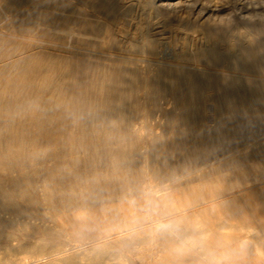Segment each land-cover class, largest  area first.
<instances>
[{
	"label": "bare ground",
	"instance_id": "obj_1",
	"mask_svg": "<svg viewBox=\"0 0 264 264\" xmlns=\"http://www.w3.org/2000/svg\"><path fill=\"white\" fill-rule=\"evenodd\" d=\"M211 1L5 0L32 42L0 71V264L215 262L207 149L215 111L264 119V10ZM190 151L200 166L153 183Z\"/></svg>",
	"mask_w": 264,
	"mask_h": 264
},
{
	"label": "rangeland",
	"instance_id": "obj_2",
	"mask_svg": "<svg viewBox=\"0 0 264 264\" xmlns=\"http://www.w3.org/2000/svg\"><path fill=\"white\" fill-rule=\"evenodd\" d=\"M230 1L229 0H226V1L225 0L224 1L223 0L222 1L212 0L211 3L212 4L215 3V6H217L218 8L223 7L224 9L225 8L227 9V7L229 6V3L227 2H230ZM241 1L242 3L245 2L246 5L251 6V8L255 10H259V9L264 10L263 8L264 0H240V2ZM236 2H238V0H236ZM6 7L7 5L5 3V0H0V25H1L0 26V29H1L0 30V56L2 57V58L0 57V71L5 69V66L10 65L14 59H17V57L20 58V56L22 55L24 56L25 55L24 53L26 52H23V51H26V45L32 42L30 39H27V38L20 39L19 37H16L13 34H10L13 32L12 30H14L16 26L12 22V19L8 21L4 20L3 16L5 15V13L10 12L11 14H13V10L8 12L6 10ZM226 12L224 11V13ZM237 28L241 29L242 26L238 25L236 26V29ZM2 45H4V47H2ZM14 48L17 51L16 50L14 51ZM23 48L25 50H23ZM2 49L4 52L1 51ZM9 49L11 50V53ZM9 53H10L9 56H11L10 59L8 56ZM215 112L217 114V115L215 114V119H217L215 120V125L217 126H215V132L212 133L214 134L213 139L215 143L214 142L210 143L209 149H207L209 155L211 151L212 152L214 151L213 153H211L210 156L215 155V166L213 167L215 170L213 168H205L208 171V173H212V174H209L208 177L212 176V177H209V179H211V181L213 182V186H215V206L212 208H209L207 211L202 212V214L213 213L215 215V218L212 219L213 222L215 223V235L213 234L211 230H207L206 233L211 238L215 237V254L217 255L219 254V256L222 255L221 256L222 258L221 260H217L219 256L218 258L216 256L215 262L206 261L205 259H202L203 263L200 262V264H250V263L251 264H264V230L261 228V224L259 220L260 217L264 216V193L261 192L259 195L258 194L255 195V193L251 192V189H249V187L254 186L255 184L261 182L259 177H262V179H264V126H261L263 124L264 119L261 116H260L261 118L258 119V116L256 115V117L251 116V120H250L249 118L250 116H248L246 125H248L249 123V126H246L247 129L241 128V129H244L245 131L242 130V132H240L241 129L236 130L237 128L234 127V124H235L234 121L231 119V117H230L231 121L229 120V115L226 112L221 111V110L215 111ZM230 122L231 124H228ZM219 123H222L224 125V131H219V129L217 128ZM225 124L227 125V127ZM254 127L257 129L255 130ZM225 129L227 131H225ZM244 132L246 133L244 134ZM173 134L174 133L171 132V130L167 132V136H168L167 138H168L169 143L173 142L172 144H175V142L178 143L183 140L182 137L176 134L174 135ZM192 134L197 135V133H192ZM169 135H170V139L173 137L172 140L169 139ZM195 135H192V137H194ZM182 152L184 153V151ZM182 152H178V155L176 152H173V153L169 152L170 155L165 156L163 158L164 161H159V164L157 163L156 164L157 166L155 165L156 167H154V174H153L154 184L162 185L164 183L165 176L168 172L171 173V175H175L177 172L181 171L180 170L181 167H182V170H195L197 166L201 165L200 162L205 158V154L203 155L200 151L198 152L190 151L188 153L186 152L187 154L185 153V157ZM200 153L202 155H200ZM172 155L176 156V157L174 156L176 160L173 159ZM200 156H204V158L201 157L200 159ZM178 160L181 161V166H177V162H174L176 163L175 165L174 163H172L173 161H178ZM178 167L180 168L179 170H177ZM189 167L191 169H189ZM192 167H194V169H192ZM165 168L168 170V172ZM172 169L174 172L172 171ZM210 169L212 170L210 171ZM156 170H157V173H156ZM204 170L203 172L206 171ZM207 171L205 172L206 174H207ZM203 172L202 174L206 175ZM213 174H214V177H213ZM121 176L122 175H120V177ZM126 176L127 174L124 173L122 177H126ZM228 184H232L235 186L243 185L245 188H248V189L244 192H240L237 194H228L226 193L225 190L224 191L218 190L223 187L225 188L226 185ZM260 186L264 187V183L261 184ZM145 207H142V208L149 209L148 206H147L148 208H145ZM242 225L245 226V228L239 229V226H242ZM236 235L240 236L239 240L242 241V244L246 243V245H242V248L243 246H245L244 250L243 249L241 250V246L239 249V246L237 245L228 244V243L225 244L226 242H229V240L234 238Z\"/></svg>",
	"mask_w": 264,
	"mask_h": 264
},
{
	"label": "crops",
	"instance_id": "obj_3",
	"mask_svg": "<svg viewBox=\"0 0 264 264\" xmlns=\"http://www.w3.org/2000/svg\"><path fill=\"white\" fill-rule=\"evenodd\" d=\"M259 220H260L261 228L264 230V216L260 217Z\"/></svg>",
	"mask_w": 264,
	"mask_h": 264
}]
</instances>
